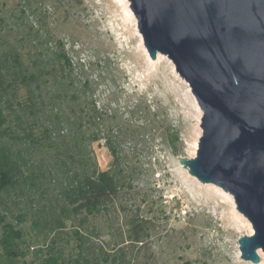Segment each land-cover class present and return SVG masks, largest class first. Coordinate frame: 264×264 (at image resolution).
I'll use <instances>...</instances> for the list:
<instances>
[{
    "label": "rangeland",
    "instance_id": "obj_1",
    "mask_svg": "<svg viewBox=\"0 0 264 264\" xmlns=\"http://www.w3.org/2000/svg\"><path fill=\"white\" fill-rule=\"evenodd\" d=\"M29 1L31 9L25 7L22 15L19 10L24 2L0 0V18L9 19L14 32L21 28L20 21L14 24L20 16L23 26L36 21L46 25L52 44H64L76 78L91 80L90 93L97 108L105 109L108 116L115 114L123 130L127 124L129 128L143 126L134 138L132 129L127 130V141L120 145L126 163L135 169L131 187L123 189L118 201L107 205L105 211L88 218L86 230H81H96L99 235L94 238L92 234V242L87 244L91 246L85 251L97 253L99 246L108 252L116 249L118 231L125 234V221L136 212L148 220L149 235L141 249L127 247L130 264H255L240 257L238 239L253 230L236 210L232 196L216 185L201 183L177 160L178 156L194 157L202 113L197 116L190 88L171 61L159 53L155 59L148 55L128 1ZM10 10L14 17L10 18ZM107 125L105 121L101 131ZM172 132L178 135L174 142L169 138ZM130 135L132 139H128ZM88 150L98 169L110 167L112 157L103 139L89 144ZM46 186V199H50L51 183ZM46 199L43 203L48 205ZM52 202L59 203L55 198ZM12 211V215L21 212ZM30 220L27 217L21 223L26 231L21 246L25 258L8 263L1 257L0 264H42L59 254L65 260L76 256V240L68 241L76 220L67 221L55 237L42 228L31 230ZM28 244L33 251L41 249L37 257ZM260 253L257 264L264 262Z\"/></svg>",
    "mask_w": 264,
    "mask_h": 264
},
{
    "label": "trees",
    "instance_id": "obj_2",
    "mask_svg": "<svg viewBox=\"0 0 264 264\" xmlns=\"http://www.w3.org/2000/svg\"><path fill=\"white\" fill-rule=\"evenodd\" d=\"M20 1L24 2L19 10L23 15L31 3ZM7 20L0 18V258L8 263L25 258L21 246L26 231L21 223L30 217L31 230L42 228L54 237L67 221H77L68 236V241L76 240V256L65 260L59 254L42 264H130L127 247L141 249L149 235L148 220L142 215H129L125 234L118 231L119 241L112 252L99 246L97 253L90 248L89 254L85 250L91 245L87 244L99 232L82 230L89 217L105 211L118 201L123 189L131 187L135 169L126 163L120 145L127 141V130L132 129L134 138L143 126L129 128L127 124L123 130L115 114L108 116L105 109L97 108L90 93L91 80L76 78L64 44H52L46 25L36 21L23 26L20 16L13 23L20 21L21 28L14 32ZM105 121L109 125L102 132ZM169 138L174 142L178 135L172 132ZM100 139L112 157L105 170L97 168L88 150L89 144ZM50 183L55 196L46 199ZM53 198L59 203H51ZM14 208L21 212L12 215ZM28 248L36 257L41 252L29 244Z\"/></svg>",
    "mask_w": 264,
    "mask_h": 264
},
{
    "label": "water",
    "instance_id": "obj_3",
    "mask_svg": "<svg viewBox=\"0 0 264 264\" xmlns=\"http://www.w3.org/2000/svg\"><path fill=\"white\" fill-rule=\"evenodd\" d=\"M151 59L162 54L201 111L194 157L178 162L232 196L252 227L241 259L264 255V0H127ZM264 264V262H263Z\"/></svg>",
    "mask_w": 264,
    "mask_h": 264
},
{
    "label": "bare ground",
    "instance_id": "obj_4",
    "mask_svg": "<svg viewBox=\"0 0 264 264\" xmlns=\"http://www.w3.org/2000/svg\"><path fill=\"white\" fill-rule=\"evenodd\" d=\"M130 19L132 20V16H131V15H130ZM194 106H195V108H196L197 116L200 115V110H199L198 106L195 104V102H194ZM233 211H234V210H233ZM234 212H235V211H234ZM236 214H237V213L235 212V215H236ZM233 215H234V213H233ZM235 215H234V217H236ZM236 219H237V220H239V219L241 220V218H239V217H236ZM242 219H243V218H242ZM243 220H244V219H243ZM250 231H251V229H250ZM258 254L262 257L260 251H258Z\"/></svg>",
    "mask_w": 264,
    "mask_h": 264
}]
</instances>
